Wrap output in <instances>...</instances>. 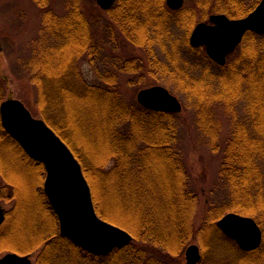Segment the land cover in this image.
I'll return each instance as SVG.
<instances>
[{
  "label": "trees",
  "instance_id": "1",
  "mask_svg": "<svg viewBox=\"0 0 264 264\" xmlns=\"http://www.w3.org/2000/svg\"><path fill=\"white\" fill-rule=\"evenodd\" d=\"M34 1L46 11L33 43L34 57L24 69L37 89L40 115L80 160L99 214L128 230L134 241L108 256H96L63 236L45 192V165L7 132L0 114V175L6 182L1 199L14 202L0 225V257L10 251L39 253L38 264H183L200 200L175 148L176 115L129 104L120 95L116 74L97 66L102 47L77 3L69 4L68 15L59 16L48 9L50 0ZM259 1L195 0L172 11L166 0H117L107 13L153 61L159 62L158 51L165 52L166 77H176L193 93L196 100L188 99L200 112L205 110L203 116L212 115L211 127L220 129L208 109L223 107L231 115L220 182L233 193L229 208L248 212L264 233V36L248 33L223 67L189 42L196 25L211 14L244 18ZM86 59L95 66L96 83L81 69ZM135 62H126L127 72H136ZM245 85L250 95L244 93ZM4 91L0 79V106ZM240 99L248 100L244 120L237 116ZM225 211H208L198 235L203 252L210 246L226 255L216 264H230L228 257L233 264H264V239L258 250L244 252L218 229ZM200 264L214 263L203 257Z\"/></svg>",
  "mask_w": 264,
  "mask_h": 264
},
{
  "label": "rangeland",
  "instance_id": "2",
  "mask_svg": "<svg viewBox=\"0 0 264 264\" xmlns=\"http://www.w3.org/2000/svg\"><path fill=\"white\" fill-rule=\"evenodd\" d=\"M194 2L195 0H186L184 7L192 6ZM260 2L261 0L259 3ZM72 3H77L90 21L94 40H96V43L102 47L100 53L96 56L97 66L103 71L107 69L109 72L116 74L118 77V91L129 104L133 102L138 103L139 92L143 89L154 86L165 87L182 102L183 111L176 114L175 119L177 125V142L175 148L179 151L180 157H182L184 165L189 172L191 188L195 191L200 200L194 219V235L187 248L191 245H198L206 260L209 259V262L214 264H216L217 261L219 263L220 259L226 255L214 252L210 246L207 248L208 251L204 253L198 240L199 231L206 222L208 211L212 207H215L217 210L225 208L227 211H225L222 218L227 214L235 213L256 220V218L250 216L246 211H238L229 208L231 206L228 205L233 199V193L228 186H225L220 182V170L225 157V149L232 134L231 115H229L223 107H212L208 109L207 112L209 114L212 112L213 115H215L212 119L219 123L220 129L217 130L214 129L213 126L211 127L208 122H211L212 115L203 116L205 110L203 109L202 112H200L196 109L194 103L188 99L189 95L194 98V101L196 100V97L192 95L193 93L190 92V94L176 77H174V79L166 77L162 68V66L165 67L164 64L167 61L165 52L158 51L157 55L160 60L159 62L157 61L158 63L153 61L147 55L144 48L135 46L124 37L122 31L113 23L107 11L103 10L98 5L97 0H50L48 9L53 10L59 16H65L69 14L68 6ZM45 11L46 9L44 10L40 8L34 0H0V79L5 83L4 101L8 99H18L26 105L35 118L44 121L46 120L41 117L37 105V89L31 84L28 72L24 69V65L29 63L34 57L33 43L39 37L43 28V14ZM201 22H209V18L208 20ZM235 52L233 54H235ZM186 55L189 59H193L194 57L188 52H186ZM129 60L136 61L134 63L136 65V72L134 73H129L125 69L126 62ZM94 68L95 66L90 61L88 62V59H86L81 65V69L86 79L91 83L97 82L96 71ZM214 70L220 74L219 69L216 68ZM153 73L156 78L153 76ZM250 92L249 90L247 91L245 85L244 93H249L248 95H250ZM247 101V99H240L239 101L237 116L240 120H244L247 114ZM210 128H212L211 131ZM64 142L67 144L66 141ZM68 147L72 150L69 145ZM72 152L74 153L73 150ZM76 158L78 159L77 156ZM4 188H6V182L0 175L1 192ZM7 194H9V192H7ZM93 202L95 205L94 199ZM13 206V201L8 202L0 198V208H3L6 212L10 211ZM95 209L98 216L107 221L99 214L96 205ZM107 222L111 223L109 221ZM212 242L213 241H211V243ZM186 250L184 252L183 264H187L185 255ZM8 253L12 252L9 251L3 253L0 259ZM38 255L39 253L30 255L33 264H38ZM232 257H234V255ZM228 258L229 260L227 261L231 264L233 258Z\"/></svg>",
  "mask_w": 264,
  "mask_h": 264
},
{
  "label": "water",
  "instance_id": "3",
  "mask_svg": "<svg viewBox=\"0 0 264 264\" xmlns=\"http://www.w3.org/2000/svg\"><path fill=\"white\" fill-rule=\"evenodd\" d=\"M185 1L166 0V3L169 9L179 11ZM115 2L97 0L103 10H109ZM250 32L264 35V0L242 19H231L224 14L211 15L210 23L201 22L195 27L190 43L193 48H205L211 60L225 66L228 57ZM138 102L155 112L179 114L183 111L182 102L163 86L141 90ZM0 114L7 132L21 143L34 160L45 165V192L59 218L63 236L96 256H108L115 249L132 243L133 236L128 231L98 216L82 165L46 121L35 118L18 99L2 102ZM4 220L5 211L0 208V225ZM217 226L245 252L261 247L263 231L251 217L230 213L218 221ZM185 255L187 264H199L203 257L198 245L189 246ZM0 264L33 263L31 256L8 253L0 259Z\"/></svg>",
  "mask_w": 264,
  "mask_h": 264
}]
</instances>
